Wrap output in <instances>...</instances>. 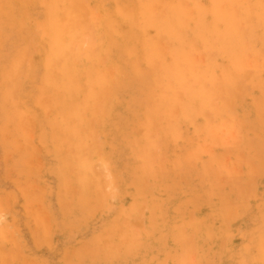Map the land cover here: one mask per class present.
I'll return each mask as SVG.
<instances>
[{
    "label": "rangeland",
    "instance_id": "obj_1",
    "mask_svg": "<svg viewBox=\"0 0 264 264\" xmlns=\"http://www.w3.org/2000/svg\"><path fill=\"white\" fill-rule=\"evenodd\" d=\"M22 1L0 0V8L5 4L0 9V37H3L0 38V43L3 41L0 45V83L7 77L12 79L0 84V104H5H1L3 108L0 106V124L3 125L0 126L4 132L0 133V264H264V222L261 223L264 221V0ZM129 24H132L131 28ZM140 52L144 54L143 58ZM130 54L134 55L131 57ZM10 66L13 71L8 72ZM45 74L50 75V79ZM71 74L77 76L75 81ZM64 76L70 81L64 80ZM79 84L83 86L79 88ZM37 103H41L40 106ZM5 107L11 110L8 108L6 113ZM34 111L37 118L34 116L33 119ZM127 130H131L130 134ZM92 164L99 165V170ZM198 191L200 195H197ZM88 199L90 203H87ZM257 223L260 224L258 228ZM50 232H53L52 236ZM37 237L38 241L35 240Z\"/></svg>",
    "mask_w": 264,
    "mask_h": 264
},
{
    "label": "bare ground",
    "instance_id": "obj_2",
    "mask_svg": "<svg viewBox=\"0 0 264 264\" xmlns=\"http://www.w3.org/2000/svg\"><path fill=\"white\" fill-rule=\"evenodd\" d=\"M7 1H8V0H7ZM24 1H25V0H24ZM24 1H22V2H24ZM31 1H32V0H31ZM37 1H38V0H37ZM37 1H36V2H37ZM107 1H108V0H107ZM118 1H119V0H118ZM126 1H127V0H126ZM129 1H130V0H128L127 2L129 3ZM1 2H2V1H1ZM15 2H16V1H15ZM20 2H21V1H20ZM25 2H26V1H25ZM40 2H41V0H40ZM99 2H100V1H99ZM133 2H134V1H133ZM133 2L130 1V3H133ZM137 2H138V1H137ZM137 2H134V3H137ZM5 3H6V2H5ZM32 3H34V2L32 1ZM58 3H59V1H58ZM93 3H94V2H93ZM116 3H117V2H116ZM138 3H139V2H138ZM1 4L3 5L4 3H1ZM9 4H10V2H9ZM12 4H13V3H12ZM12 4H11V5H12ZM99 4H101V2H100ZM120 4H121V3H120ZM124 4H125V2H124ZM152 4H153V3H152ZM2 5H1V6H2ZM13 5H15V4H13ZM24 5H25V4H24ZM48 5H49V4H48ZM92 5H93V4H92ZM104 5H105V4H104ZM116 5H118V4H116ZM4 6H5V4H4ZM4 6H2V7H4ZM18 6H19V4H18ZM26 6H27V5H26ZM60 6H61V5H60ZM98 6H99V5H98ZM100 6H101V5H100ZM122 6L124 7L125 5H122ZM133 6H134V5H133ZM135 6H136V4H135ZM2 7H1V8H2ZM16 7H17V6H16ZM35 7H38V6H35ZM41 7H42V6H41ZM48 7H49V6H48ZM106 7H107V6H106ZM108 7H109V6H108ZM120 7H121V5H120ZM123 7H122V9H123ZM141 7H142V6H141ZM208 7H209V6H208ZM1 8H0V9H1ZM24 8H25V7H24ZM29 8H34V7H29ZM45 8H46V7H45ZM130 8H131V6H130ZM11 9H12V8H11ZM14 9H15V8H14ZM84 9H85V8H84ZM102 9L104 10L103 7H102ZM143 9H144V8H143ZM8 10H9V9H8ZM26 10H27V7H26ZM26 10H25V11H26ZM48 10H49V9H48ZM73 10H74V9H73ZM136 10H137V8H136ZM136 10H135V11H136ZM146 10H147V9H146ZM187 10H188V9H187ZM208 10L210 11V9H208ZM12 11H13V10H12ZM12 11H11V13H12ZM22 11H23V8H22ZM27 11H28V10H27ZM58 11H59V10H58ZM105 11H107V9H106ZM128 11H129V9H128ZM135 11H134V13H135ZM137 11H138V10H137ZM147 11H148V10H147ZM195 11H196V10H195ZM19 12H20V11H19ZM52 12H55V10L52 11ZM62 12H63V11H62ZM107 12H108V11H107ZM125 12H126V11H125ZM24 13H25V12H24ZM105 13H106V12H105ZM117 13H118V10H117ZM129 13H130V11H129ZM134 13H132V14H134ZM148 13H149V11H148ZM0 14H1V12H0ZM15 14H16V13H15ZM25 14H26V13H25ZM50 14H51V13H50ZM55 14H56V13H55ZM94 14H95V13H94ZM107 14H108V13H107ZM107 14H106V15H107ZM118 14H119V13H118ZM126 14H127V13H126ZM126 14H125V15H126ZM130 14H131V13H130ZM135 14H136V13H135ZM6 15H7V13H6ZM9 15H10V14H9ZM27 15H28V13H27ZM29 15H30V14H29ZM29 15H28V17H29ZM31 15H32V14H31ZM52 15H53V14H51V17H52ZM106 15H105V16H106ZM119 15H120V14H119ZM7 16H8V15H7ZM7 16H6V17H7ZM12 16H13V15H12ZM12 16H11V17H12ZM16 16H17V15H16ZM21 16H22V15H21ZM23 16H24V15H23ZM53 16H54V15H53ZM70 16H71V15H70ZM73 16H74V15H73ZM85 16H86V15H85ZM98 16H99V15H98ZM116 16H117V15H116ZM140 16H141V14H140ZM13 17H14V16H13ZM47 17H48V16H47ZM76 17H77V16H76ZM121 17H122V15H121ZM125 17H126V16H125ZM128 17H129V15H128ZM194 17H195V16H194ZM19 18L23 19L22 17H19ZM24 18H26V16H24ZM29 18H30V17H29ZM31 18H32V17H31ZM77 18H78V17H77ZM115 18H116V17H115ZM123 18H124V17H123ZM131 18H132V17H131ZM211 18H212V17H211ZM8 19H9V18H8ZM17 19H18V18H17ZM48 19H49V17H48ZM101 19H102V17H101ZM111 19H112V21L114 20L113 18H111ZM133 19H134V18H133ZM27 20H28V19H27ZM36 20H37V19H36ZM42 20H43V19H42ZM44 20H45V19H44ZM64 20H65V19H64ZM102 20H103V19H102ZM107 20H108V19H107ZM117 20H119V19H117ZM129 20H130V19H129ZM138 20H139V19H138ZM138 20H136V21H138ZM209 20H210V19H209ZM22 21H24V20H22ZM29 21H30V20H29ZM38 21H39V20H38ZM46 21H47V20H46ZM51 21H53V20L51 19ZM62 21H63V20H62ZM119 21H120V20H119ZM121 21H122V20H121ZM136 21H135V24H136ZM205 21H206V20H205ZM6 22H8V20H7ZM24 22H25V21H24ZM39 22H40V21H39ZM105 22H106V21H105ZM110 22H111V20H110ZM115 22H116V21H114L113 23H115ZM117 22H118V21H117ZM123 22H124V21H123ZM18 23H19V22H18ZM32 23H34V22H32ZM36 23H37V22H36ZM97 23H98V22H97ZM100 23H101V22H100ZM106 23H107V22H106ZM113 23H112V24H113ZM127 23H128V22H127ZM142 23H143V22H142ZM192 23H193V22H192ZM211 23H212V22H211ZM14 24H15V23H14ZM14 24H13V26H15ZM25 24H26V23H25ZM42 24H43V23H42ZM45 24H46V23H45ZM112 24H111V26H112ZM118 24H119V22H118ZM122 24H123V23H122ZM124 24H126V23H124ZM135 24H134V26H135ZM213 24H214V23H213ZM0 25H1V24H0ZM5 25H7V23H6ZM18 25H20V24H18ZM30 25H31V24H30ZM30 25H29V26H30ZM34 25H35V24H34ZM48 25H49V23H48ZM48 25H47V26H48ZM107 25H109V24L107 23ZM131 25H132V24H131ZM131 25L129 24L130 28H131ZM205 25H206V24H205ZM26 26H27V25H25V27H26ZM94 26H95V25H94ZM97 26H98V25H97ZM136 26H137V25H136ZM30 27H31V26H30ZM51 27H54L53 24H51ZM56 27H58V26H56ZM69 27H70V26H69ZM90 27H91V26H90ZM104 27H105V26H104ZM112 27H113V26H112ZM112 27H110V28H112ZM114 27H115V26H114ZM117 27H118V25H117ZM137 27H138V26H137ZM155 27H156V26H154V28H155ZM158 27H159V25H158ZM2 28H3V27H2ZM4 28H5V27H4ZM20 28H21V27H20ZM37 28H39V27H37ZM46 28H47V27H46ZM110 28H109V29H110ZM127 28H128V27H127ZM135 28H136V27H135ZM150 28H151V26H150ZM154 28H153V29H154ZM199 28H200V27H199ZM0 29H1V28H0ZM27 29H28V28H27ZM48 29L50 30V28H48ZM102 29H103V27H102ZM105 29H107V28H105ZM113 29H114V28H113ZM113 29H111V31H112ZM124 29H125V28H124ZM141 29H142V31H143V28H141ZM1 30H2V29H1ZM30 30H31V29H30ZM45 30H46V29H45ZM49 30H48V32H49ZM79 30H80V29H79ZM99 30H100V29H99ZM122 30H123V29H122ZM130 30H131V29H130ZM133 30H134V29H133ZM137 30H138V29H136V31H137ZM209 30H210V29H209ZM25 31H26V30H25ZM28 31H29V30H28ZM46 31H47V30H46ZM53 31H54V30H53ZM111 31H110V32H111ZM116 31H117V30H116ZM120 31H121V29H120ZM123 31H124V30H123ZM123 31H122V32H123ZM136 31H135V32H136ZM140 31H141V30H140ZM197 31H198V29H197ZM0 32H1V31H0ZM32 32H33V31H32ZM38 32H39V29H38ZM40 32H41V31H40ZM40 32H39V33H40ZM66 32H67V31H66ZM101 32H102V30H101ZM103 32H104V30H103ZM110 32H109V34H110ZM114 32H115V31H114ZM125 32H127V29L125 30ZM131 32H132V30H131ZM153 32H154V31H153ZM188 32H189V31H188ZM192 32H193V31H191V33H192ZM34 33H35V32H34ZM53 33H54V32H53ZM63 33H64V32H63ZM85 33H86V32H85ZM111 33H113V32H111ZM143 33H146V32H143ZM151 33H152V32H151ZM161 33H163V32H161ZM193 33H194V32H193ZM193 33H192V34H193ZM208 33H209V32H208ZM29 34L31 35V33H29ZM47 34H48V33H47ZM105 34H106V33H105ZM113 34H114V33H113ZM117 34H118V33H117ZM135 34H136V33H135ZM146 34H147V33H146ZM148 34H150V33H148ZM0 35H1V33H0ZM39 35H40V34H39ZM45 35H46V34H45ZM53 35H55V34H53ZM64 35H65V34H64ZM121 35H122V34H121ZM121 35H120V36H121ZM131 35H132V34H131ZM144 35H145V34H144ZM209 35H210V34H209ZM28 36H29V35H28ZM105 36H106V35H105ZM112 36H113V35H112ZM114 36H115V35H114ZM117 36H118V35H117ZM122 36H123V35H122ZM133 36H134V35H133ZM136 36H137V34H136ZM146 36H147V35H146ZM191 36H192V35H191ZM26 37H27V36H26ZM66 37H67V36H66ZM81 37H82V36H81ZM108 37H109V36H108ZM110 37H111V36H110ZM115 37H116V36H115ZM123 37H124V36H123ZM188 37H189V36H188ZM210 37H211V36H210ZM214 37H215V36H214ZM0 38H1V37H0ZM2 38H3V37H2ZM2 38H1V39H2ZM29 38H31L30 40H32V37L29 36L28 39H29ZM33 38H34V36H33ZM89 38H90V37H89ZM104 38H105V37H104ZM106 38H107V37H106ZM106 38H105V39H106ZM111 38H112V37H111ZM111 38H110V39H111ZM126 38H127V37H126ZM129 38H130V36H129ZM132 38H133V37H131V39H132ZM56 39H57V38H56ZM61 39H62V38H61ZM107 39H108V38H107ZM107 39H106V41H107ZM117 39H118V38H117ZM133 39H134V38H133ZM133 39H132V40H133ZM137 39H139V37H138ZM212 39H213V38H212ZM38 40H39V39H38ZM53 40H54V39H53ZM57 40H58V39H57ZM73 40H74V39H73ZM102 40H103V39H102ZM127 40H129V39L127 38ZM127 40H126V41H127ZM142 40H143V38H142ZM188 40H189V39H188ZM200 40H201V39H200ZM28 41H29V40H28ZM54 41H55V40H54ZM118 41H119V40H118ZM138 41H139V40H138ZM138 41H136V42H138ZM172 41H173V40H172ZM175 41H176V40H175ZM186 41H187V40H186ZM186 41H185V42H186ZM2 42H3V41H2ZM2 42H1V43H2ZM87 42H88V41H87ZM91 42H92V41H91ZM108 42H109V40H108ZM114 42H115V41H114ZM123 42H125V41H123ZM139 42H142V41H139ZM173 42H174V41H173ZM183 42H184V41H183ZM1 43H0V45H1ZM33 43H34V42H33ZM52 43H53V42H52ZM76 43H77V42H76ZM76 43H75V46H76ZM85 43H86V42H85ZM93 43H94V42H93ZM109 43H110V42H109ZM109 43H108V44H109ZM121 43H122V41H121ZM131 43H132V42H131ZM142 43H143V42H142ZM142 43H141V44H142ZM179 43L182 44V42H179ZM197 43H198V42H197ZM26 44L28 45V43H26ZM26 44L24 45V47L26 46ZM29 44H30V42H29ZM36 44H38V43H36ZM36 44H35V45H36ZM128 44H129V43H128ZM128 44H126V45H127V48H128V46H129ZM137 44H138V43H137ZM143 44H144V43H143ZM170 44L172 45V43H170ZM30 45H31V44H30ZM35 45H33V47H34ZM55 45H56V44H55ZM58 45H59V44H58ZM69 45H70V44H69ZM77 45H78V44H77ZM102 45H103V44H102ZM186 45H187V44H186ZM62 46H63V45H62ZM110 46H112V44H111ZM120 46H121V45H120ZM187 46H188V45H187ZM187 46H186V47H187ZM2 47H3V46H2ZM30 47H31V46H30ZM63 47H64V46H63ZM65 47H66V45H65ZM102 47H103V46H102ZM112 47H113V46H112ZM125 47H126V46H125ZM130 47H131V46H130ZM138 47H139V46H138ZM164 47H165V46H164ZM180 47H181V46H180ZM26 48H28V46H27ZM56 48H57V47H56ZM58 48H59V46H58ZM70 48H71V47H70ZM104 48H105V46H104ZM104 48H103V50H104ZM139 48H140V47H139ZM139 48H138V50H139ZM145 48H146V47H145ZM187 48H188V47H187ZM54 49H55V48H54ZM54 49H53V50H54ZM64 49H65V48H64ZM101 49H102V48H101ZM119 49H120V48H119ZM119 49H117V50L119 51ZM141 49H142V48H141ZM170 49H171V48H170ZM28 50H30V49H28ZM31 50H32V49H31ZM94 50H95V49H94ZM127 50H128V49H127ZM134 50H135V49H134ZM143 50H144V49H143ZM23 51H24V50H23ZM26 51H27V50H26ZM32 51H33V50H32ZM55 51H56V50H55ZM101 51H102V50H101ZM141 51H142V50H141ZM181 51H182V49H181ZM228 51H229V50H228ZM33 52H36V51H33ZM60 52H61V51H59L58 53H60ZM109 52H110V51H109ZM126 52H127V51H126ZM136 52H137V51H136ZM136 52H135V53H136ZM138 52H139V51H138ZM19 53H20V52H19ZM22 53H24V52H22ZM26 53H27V52H26ZM28 53H31V51L28 52ZM46 53H47V52H46ZM54 53L57 54V52H54ZM54 53H53V54H54ZM115 53H116V52H115ZM140 53H141V56H142L143 53H142V52H140ZM179 53H180V52H179ZM212 53H213V52H212ZM32 54H33V53H32ZM70 54H71V53H70ZM110 54H111V53H110ZM116 54H117V53H116ZM136 54L138 55V53H136ZM146 54H147V53H146ZM196 54H197V53H196ZM18 55H19V54H18ZM50 55H51V53H50ZM98 55H99V54H98ZM103 55H104V54H103ZM125 55H126V54H125ZM127 55H128V54H127ZM130 55H131V54H130ZM133 55H134V54H133ZM133 55H131V57H132ZM143 55H144V54H143ZM225 55H226V54H225ZM228 55H230V54H228ZM59 56H60V55H59ZM59 56H57V57H59ZM71 56H72V55H71ZM83 56H84V55H83ZM94 56H95V54H94ZM141 56L139 55V57H141ZM169 56H170V55H169ZM195 56H196V55H195ZM30 57H32V56H30ZM34 57H35V56H34ZM34 57H32V59H33ZM54 57H55V56H54ZM117 57H118V56H117ZM181 57H182V56H181ZM228 57H229V56H228ZM15 58H16V57H15ZM15 58H14V59H15ZM35 58H36V57H35ZM59 58H60V57H59ZM110 58H111V57H110ZM112 58H113V57H112ZM125 58L128 60L127 57H125ZM135 58H136V57H135ZM135 58H134V59H135ZM142 58H143V56H142ZM144 58H145V56H144ZM196 58H197V57H196ZM229 58H230V57H229ZM14 59H13V60H14ZM46 59H48V58H46ZM52 59H53V58H52ZM71 59H72V58H71ZM106 59H107V58H106ZM134 59H133V60H134ZM140 59H141V58H140ZM169 59H170V58H169ZM24 60H25V58H24ZM24 60H23V61H24ZM27 60H28V59H27ZM27 60H26V61H27ZM30 60H31V58H30ZM95 60L97 61V59H95ZM111 60H112V59H111ZM111 60H110V61H111ZM118 60H119V59H118ZM121 60H122V59H121ZM121 60H120V61H121ZM131 60H132V59H131ZM197 60H198V59H197ZM0 61H1V60H0ZM73 61H74V59H73ZM83 61H84V60H83ZM88 61H89V60H88ZM90 61H91V60H90ZM93 61H94V60H93ZM93 61H91V62H93ZM104 61H105V60H104ZM108 61H109V60H108ZM142 61H143V60H142ZM145 61H146V60H145ZM3 62H4V61H3ZM11 62H12V61H11ZM28 62H29V60H28ZM63 62H64V61H63ZM66 62H67V60H66ZM74 62H75V61H74ZM85 62H86V59H85ZM85 62H84V63H85ZM117 62H118V61H117ZM125 62H127V61H125ZM146 62H147V61H146ZM179 62H180V61H178V63L174 62L173 65L175 66V63H176V64H179ZM23 63H24L23 65H25L26 62H23ZM29 63H31V62H29ZM29 63H28V64H29ZM82 63H83V62H82ZM113 63H114V62H113ZM138 63H139V59H138ZM40 64H41V63H40ZM45 64L47 65V63H45ZM51 64H52V63H51ZM67 64H68V63H67ZM74 64H75V63H74ZM120 64H121V63H120ZM125 64H126V63H125ZM135 64H136V63H135ZM155 64H157V63H155ZM182 64H183V63H182ZM230 64H231V63H230ZM230 64H229V65H230ZM48 65H49V64H48ZM86 65H87V64H86ZM95 65H96V64H95ZM115 65L117 66L116 62H115ZM132 65H133V64H132ZM191 65H192V64L190 63V66H191ZM11 66H12V63H11ZM11 66H10V69H8V72H9L11 69H12V71H13V68H11ZM25 66H26V65H25ZM30 66H31V64H30ZM30 66H29V67H30ZM32 66H33V65H32ZM59 66H60V65H59ZM64 66H65V65H64ZM79 66H80V65H79ZM82 66H83V65H82ZM87 66H88V65H87ZM93 66H94V65H93ZM139 66H140V65H139ZM152 66H153V65H152ZM174 66H173V67H174ZM186 66H187V65H186ZM62 67H63V65H62ZM109 67H110V66H109ZM109 67H108V68H109ZM124 67H125V66H124ZM141 67H142V66H141ZM144 67H145V66H144ZM149 67L151 68L150 65H149ZM154 67H155V65H154ZM168 67H169V66H168ZM171 67H172V66H171ZM171 67H170V68H171ZM18 68H19V66H18ZM20 68H21V67H20ZM22 68H23V67H22ZM25 68H26V67H25ZM25 68H24V69H25ZM65 68H66V67H65ZM85 68H86V66H85ZM120 68H122V67L120 66ZM130 68H131V67H130ZM135 68H137V66H135ZM147 68H148V67H147ZM150 68H149V69H150ZM160 68H161V67H160ZM163 68H164V67H163ZM170 68H169V69H170ZM178 68H179V66H178ZM221 68H223V67H221ZM227 68H228V64H227ZM45 69H46V67H45ZM63 69H64V67H63ZM174 69H175V68H174ZM174 69H173V70H174ZM27 70H30V71H31L32 69H27ZM69 70H70V69H69ZM82 70H83V69H82ZM120 70H121V69H120ZM120 70H119V71H120ZM163 70H165V68H164ZM166 70H167V67H166ZM175 70H176V69H175ZM219 70H220V69H219ZM233 70H234V69H233ZM25 71H26V70H25ZM25 71H24V73H26ZM46 71H47V70H46ZM58 71H59V70H58ZM80 71H81V70H80ZM109 71H110V70H109ZM111 71H113V70H111ZM152 71H153V70H152ZM167 71H168V70H167ZM169 71H170V74H171V71H172V70H169ZM208 71H209V70H208ZM20 72H21V71H20ZM53 72H54V71H53ZM125 72H126V71H125ZM132 72H133V71H132ZM199 72H200V71H199ZM232 72H233V71H232ZM21 73H22V72H21ZM24 73H23V74H24ZM79 73H81V72H79ZM79 73H78V74H79ZM92 73H93V72H92ZM120 73H121V71H120ZM130 73H131V72H130ZM177 73H178V72H177ZM1 74H2V73H1ZM65 74H66V73H65ZM168 74H169V73H168ZM168 74H167V75H168ZM172 74H173V73H172ZM172 74H171V75H172ZM178 74H179V73H178ZM186 74H187V72H186ZM7 75H8V74H7ZM9 75H11V72L9 73ZM15 75H16V74H15ZM28 75H29V73H28ZM45 75H46V74H45ZM51 75H52V74H51ZM80 75H81V74H80ZM135 75H136V71H135ZM156 75H157V74H156ZM156 75H155V76H156ZM159 75H160V74H159ZM159 75H158V76H159ZM161 75H162V74H161ZM164 75H165V74H164ZM171 75H170V76H171ZM179 75H180V74H179ZM3 76H5V75H3ZM3 76H2V78H3ZM18 76H20V75H18ZM41 76H42V75H41ZM46 76H47V75H46ZM48 76L50 77V75H48ZM48 76H47V78H49ZM71 76L73 77V80H74V78L77 77V76L74 77L72 74H71ZM122 76H123V75H122ZM126 76H128V75L126 74ZM142 76H144V75L142 74ZM153 76H154V75H153ZM172 76H173V75H172ZM22 77H23V76H22ZM44 77H45V76H44ZM51 77H52V76H51ZM64 77H65V76H64ZM82 77H83V76H82ZM93 77H94V75H93ZM129 77H130V75H129ZM134 77H135V76H134ZM134 77H133V78H134ZM138 77H139V75H138ZM140 77H141V76H140ZM144 77H145V76H144ZM151 77H152V76H151ZM156 77H157V76H156ZM2 78H1V79H2ZM8 78H9V77L3 79V82H2V80H1L2 83H0V84H3V85H4V80H6V79H8ZM17 78H18V77H17ZM42 78H43V77H42ZM65 78H66V79H64V80H68L67 77H65ZM79 78H80V77H79ZM131 78H132V77H131ZM133 78H132V80H134V79L136 80V78H134V79H133ZM158 78H160V77H158ZM162 78H163V77H162ZM27 79H28V78H27ZM49 79H50V78H49ZM69 79H70V78H69ZM71 79H72V78H71ZM83 79H84V77H83ZM85 79H86V78H85ZM85 79H84V80H85ZM127 79H128V78H127ZM129 79H130V78H129ZM138 79H139V78H138ZM150 79H151V78H150ZM154 79H155V77H154ZM154 79H153V80H154ZM163 79H164V78H163ZM8 80L11 81V80H12L11 77H10ZM14 80H15V79H14ZM19 80H20V78H19ZM23 80H24V79H23ZM25 80H26V79H25ZM84 80H83V81H84ZM155 80H156V79H155ZM158 80H159V79H158ZM170 80H171V79H170ZM170 80H169V81H170ZM203 80H204V79H203ZM31 81H32V78H31ZM40 81H41V80H40ZM69 81H70V80H68V82H69ZM74 81H75V80H74ZM80 81H81V80L79 79V82H80ZM83 81H82V82H83ZM136 81H137V80H136ZM167 81H168V80H167ZM171 81H172V80H171ZM5 82H6V81H5ZM25 82H26V81H25ZM28 82H29V81H28ZM45 82L47 83L46 77H45ZM49 82H51V81L49 80ZM49 82H48V84H49ZM55 82H56V81H55ZM65 82H66V81H65ZM100 82H101V81H100ZM152 82H153V81H152ZM259 82H260V81H259ZM7 83H8V82H7ZM16 83H17V82H16ZM37 83H38V82H37ZM56 83L58 84V82H56ZM153 83H155V81H154ZM153 83H152V84H153ZM260 83H261V82H260ZM14 84H15V83H14ZM14 84H13V85H14ZM23 84H24V82H23ZM50 84H51V83H50ZM68 84H69V83H68ZM71 84H72V83H71ZM132 84H133V83H132ZM140 84H141V83H140ZM152 84H151V85H152ZM257 84H258V83H257ZM257 84H256V85H257ZM5 85H8V84L5 83ZM9 85H12V84L9 83ZM30 85H31V83H30ZM55 85H56V84H55ZM72 85H73V84H72ZM130 85H131V84H130ZM1 86H2V85H1ZM17 86L20 87V85H18V84H17ZM31 86L33 87V85H31ZM40 86H42V84H41ZM52 86H53V85H52ZM59 86H60V85H59ZM79 86H80V84L78 85V87H79ZM81 86H83V85L81 84ZM81 86H80L79 88H81ZM137 86H138V85H137ZM147 86H148V85H147ZM258 86H259V85H257V87H258ZM12 87H15V86H12ZM37 87H38V86H37ZM49 87H50V86H49ZM61 87H63V86H61ZM61 87H60V88H61ZM151 87H152V86H151ZM230 87H231V86H230ZM259 87H261V85H260ZM0 88H1V87H0ZM2 88H3V87H2ZM7 88H8V87H7ZM10 88H11V87H10ZM39 88L43 89L42 87H39ZM53 88H54V87H53ZM73 88H74V87H73ZM76 88H77V87H76ZM76 88L74 89V91H75V90L77 91ZM130 88H131V87H130ZM146 88H147V87H146ZM261 88H262V87H261ZM5 89H6V88H5ZM8 89H9V88H8ZM8 89L6 90V92H8ZM34 89H35V88H34ZM34 89H33V90H34ZM44 89H45V88H44ZM86 89H87V88H86ZM101 89H102V88H101ZM136 89H138V88H136ZM257 89H258V88H257ZM10 90H11V89H10ZM14 90H15V88H14ZM14 90H12V91H14ZM17 90H18V87H17ZM36 90H37V89H36ZM57 90H60V89L58 88ZM57 90H55V91H57ZM78 90H79V89H78ZM138 90H139V89H138ZM4 91H5V90H4ZM45 91H46V90H45ZM53 91H54V90H53ZM72 91H73V90H72ZM76 91H75V92H76ZM122 91H123V90H122ZM21 92H22V91H21ZM23 92H24V91H23ZM28 92H29V90H28ZM28 92H27V93H28ZM70 92H71V90H70ZM81 92H82V91H81ZM81 92H80V93H81ZM142 92H144V91H142ZM260 92H261V91H260ZM3 93H5V92H3ZM16 93H18V92H16ZM46 93H47V91H46ZM55 93H56V92H55ZM67 93H68V92H67ZM67 93H66V94H67ZM72 93H74V92H72ZM78 93H79V92H78ZM139 93H140V92H139ZM7 94H8V93H7ZM10 94H11V93H9V96H10ZM18 94H19V93H18ZM70 94H71V93H70ZM81 94H82V93H81ZM84 94H85V93H84ZM130 94H131V93H130ZM133 94H134V93H133ZM145 94H146V93H145ZM148 94H149V92H148ZM2 95L4 96V94H2ZM2 95H1V96H2ZM79 95H80V94H79ZM79 95H77V96H79ZM263 95H264V94H263ZM5 96H7V95H5ZM13 96H14V94H13ZM41 96L43 97V94H42ZM75 96H76V95H75ZM77 96H76V97H77ZM82 96H84V95H82ZM140 96H141V95H140ZM258 96H259V95H258ZM15 97H16V96H15ZM50 97H51V96H50ZM52 97H53V96H52ZM55 97H56V95H55ZM57 97H58V96H57ZM73 97H74V95H73ZM73 97H72V98H73ZM6 98H7V97H6ZM10 98H11V97H10ZM39 98H40V95H39ZM39 98H38V99H39ZM61 98H62V97H61ZM81 98H82V97H81ZM119 98H120V97H119ZM167 98H168V97H167ZM184 98H185V97H184ZM195 98H196V97H195ZM198 98H199V97H198ZM255 98H256V97H255ZM0 99H1V97H0ZM2 99H3V98H2ZM4 99H5V97H4ZM7 99H8V98H7ZM12 99H14V98L12 97ZM38 99H37V100H38ZM40 99H41V98H40ZM48 99H50V98H48ZM54 99H55V98H54ZM122 99H124V98H122ZM126 99H127V98H126ZM133 99H134V98H133ZM136 99H138V97H137ZM139 99H142V98H139ZM187 99H188V98H187ZM199 99H200V98H199ZM199 99H198V100H199ZM17 100H18V99H17ZM22 100H23V99H22ZM68 100H69V97H68ZM79 100H80V99H79ZM2 101H3V100H1V102H2ZM14 101H15V100H14ZM38 101H39V100H38ZM38 101H36V102H38ZM50 101H51V100H50ZM54 101H55V100H54ZM57 101H58V100H57ZM61 101H62V100H61ZM61 101H59V102H61ZM106 101H107V100H106ZM124 101H125V100H124ZM134 101H135V100H134ZM39 102H40V101H39ZM48 102H49V101H48ZM51 102H53V101H51ZM51 102H50V104H51ZM65 102H67V101H65ZM65 102H64V104L66 105ZM128 102H129V101H128ZM159 102H161V101H159ZM193 102H194V101H193ZM198 102H199V101H198ZM4 103H6V102L4 101ZM44 103H45V102H44ZM53 103H54V102H53ZM56 103H57V102H56ZM103 103H104V102H103ZM125 103H126V102H125ZM141 103H142V101H141ZM254 103H255V102H254ZM1 104H2V103H1ZM1 104H0V106H1ZM15 104H16V103H15ZM15 104H14V105H15ZM40 104H41V103H40ZM40 104L37 103L38 106H40ZM45 104H46V106H47V103H45ZM77 104H78V103H77ZM80 104H81V103H80ZM259 104H260V103H259ZM2 105L4 106L5 104H2ZM10 105H11V104H10ZM16 105H17V104H16ZM18 105H19V103H18ZM18 105H17V106H18ZM42 105H43V102H42ZM51 105H53V104H51ZM59 105H61V104H59ZM67 105H68V104H67ZM191 105H193V104H191ZM250 105H251V104H250ZM7 106H8V105H7ZM19 106H20V105H19ZM127 106H128V105H127ZM141 106H142V105H141ZM141 106H140V107H141ZM199 106H200V105H199ZM253 106H254V105H253ZM1 107H2V106H1ZM41 107H43V106H41ZM48 107H49V105H48ZM63 107H64V105H63ZM68 107H69V106H68ZM81 107H82V106H81ZM114 107H115V106H114ZM156 107H157V106H156ZM194 107H195V106H194ZM249 107H250V106H249ZM259 107H260V110H261V105H260ZM2 108H3V107H2ZM2 108H1V109H2ZM8 108H9V107H8ZM8 108L5 107V109H6L5 112L7 111ZM11 108H14V107H12V105H11ZM16 108H17V107H16ZM26 108H27V107H26ZM28 108H29V106H28ZM28 108H27V109H28ZM36 108H37V107H36ZM43 108H44V107H43ZM50 108H52V107L50 106ZM55 108H57V107H56V104H55ZM65 108H66V107H65ZM115 108H116V107H115ZM136 108H137V107H136ZM9 109H10V108H9ZM14 109H15V108H14ZM22 109H23V108H22ZM24 109H25V108H24ZM29 109H30V108H29ZM29 109H28V110H29ZM111 109H112V108H111ZM247 109H248V108H247ZM251 109H252V108H251ZM2 110H3V109H2ZM10 110H11V109H10ZM16 110H17V109H16ZM36 110H37V109H36ZM38 110H39V109H38ZM41 110H42V109H41ZM45 110H46V109H45ZM48 110H49V108H48ZM53 110H54V108H53ZM53 110H51V111H53ZM57 110H58V109H57ZM57 110H56V111H57ZM62 110H63V109H62ZM65 110H66V109H65ZM67 110H68V109H67ZM69 110H70V109H69ZM243 110H244V109H243ZM245 110H246V109H245ZM253 110H254V109H253ZM13 111H14V110H13ZM22 111H23V110H22ZM29 111H30V110H29ZM71 111H72V110H71ZM88 111H89V110H88ZM156 111H157V110H156ZM193 111H194V110H193ZM193 111H192V112H193ZM254 111H255V110H254ZM16 112H17V111H16ZM25 112H27V111H25ZM34 112H35V111H34ZM44 112H45V111H44ZM47 112H48V111H47ZM118 112H119V111H118ZM135 112H136V111H135ZM138 112H139V111H138ZM142 112H143V111H142ZM186 112H187V111H186ZM243 112H244V111H243ZM249 112H250V111H249ZM6 113H7V112H6ZM9 113H11V112L8 111V114H9ZM13 113H14V112H13ZM13 113L10 114V115H13ZM53 113H54V111H53ZM56 113H57V112H56ZM89 113H90V112H89ZM123 113H124V111H123ZM156 113H157V112H156ZM188 113H189V112H188ZM247 113H248V112H247ZM16 114H17V113H16ZM28 114H30V112H28ZM34 114H36V112L33 113V115L30 114L31 117L33 116V119H34V116H35ZM59 114H60V111H59ZM63 114H64V113H63ZM66 114H67V112H66ZM100 114H101V113H100ZM139 114H141V113L139 112ZM142 114H143V113H142ZM192 114H193V113H192ZM195 114H196V113H195ZM232 114H233V113H232ZM238 114H239V113H238ZM14 115H15V114H14ZM47 115H48V114H47ZM57 115H58V114H57ZM57 115H56V116H57ZM61 115H62V113H61ZM81 115H83V114L81 113ZM103 115H104V114H103ZM242 115H243V114H242ZM254 115H255V114H254ZM4 116H5V115H4ZM8 116H9V115H8ZM8 116H7V117H8ZM48 116H49V115H48ZM65 116H66V115H65ZM111 116H112V115H111ZM244 116H245V115H244ZM247 116H248V115H247ZM35 117L37 118V116H35ZM59 117H60V116H59ZM84 117H85V116H84ZM195 117H196V116H195ZM263 117H264V116H263ZM8 118H10V116H9ZM46 118H47V117H46ZM70 118H71V117H70ZM126 118H127V117H126ZM137 118H140V117H137ZM152 118H153V116H152ZM155 118H156V117H155ZM155 118H154V119H155ZM183 118H184V117H183ZM183 118H181V119H183ZM258 118H259V117H258ZM5 119H6V118H5ZM11 119H12V117H11ZM11 119H10V121H11ZM50 119H51V118H50ZM52 119H53V118H52ZM96 119H97V118H96ZM142 119H143V118H142ZM142 119H141V120H142ZM191 119H192V118H191ZM191 119H190V120H191ZM197 119H198V118H197ZM235 119H236V118H235ZM7 120H8V119H7ZM38 120H39V119H38ZM46 120H48V119H46ZM58 120H59V119H58ZM68 120H70V119H68ZM71 120H72V119H71ZM108 120H109V119H108ZM108 120H106V122H107ZM135 120H136V119H135ZM135 120H134V121H135ZM183 120H184V119H183ZM183 120H182V121H183ZM188 120H189V119H188ZM188 120H187V121H188ZM64 121H65V120H64ZM103 121H104V120H103ZM139 121H140V120H139ZM154 121H155V120H154ZM179 121H181V120H179ZM185 121H186V120H185ZM196 121H197V120H196ZM198 121H199V120H198ZM198 121H197V122H198ZM203 121H204V120H203ZM247 121H248V120H247ZM261 121H262V120H261ZM4 122H5V121H4ZM4 122H3V123H4ZM165 122H166V121H165ZM1 123H2V122H1ZM3 123H2V124H3ZM47 123H48V122H47ZM53 123H54V122H53ZM53 123H52V124H53ZM65 123H66V122H65ZM163 123H164V122H163ZM183 123H184V122H183ZM245 123H246V122H245ZM254 123H255V122H254ZM7 124H8V123H7ZM105 124H106V123H105ZM118 124H119V123H118ZM137 124H138V123H137ZM177 124H178V123H177ZM185 124H187V123H185ZM191 124H192V123H191ZM208 124H209V123H208ZM247 124H248V123H247ZM251 124H253V123L251 122ZM258 124H259V123H258ZM0 125H1V124H0ZM48 125H49V124H48ZM84 125H85V124H84ZM90 125H91V124H90ZM101 125H102V124H101ZM152 125H153V124H152ZM155 125H156V124H155ZM221 125H222V124H221ZM254 125H255V124H254ZM1 126H3V125H1ZM1 126H0V129H1L2 131L0 130V133L3 132V129H2ZM134 126H135V125H134ZM188 126H189V125H188ZM191 126H192V125H191ZM255 126H257V125H255ZM5 127H6V126H5ZM44 127H45V126H43V128H44ZM52 127H53V126H52ZM62 127H63V126H62ZM82 127H83V126H82ZM98 127H99V126H98ZM180 127H181V126H180ZM180 127H179V128H180ZM212 127H214V126H212ZM257 127H258V126H257ZM259 127H260V126H259ZM259 127H258V128H259ZM43 128H42V129H43ZM53 128H55V127H53ZM74 128H75V127H74ZM101 128H102V127H101ZM114 128H115V127H114ZM116 128H117V127H116ZM116 128H115V129H116ZM132 128H133V127H132ZM132 128H131V129H132ZM152 128H153V127H152ZM187 128H188V127H187ZM222 128H223V127H222ZM232 128H233V127H232ZM243 128H244V127H243ZM253 128H254V127H253ZM4 129H5V128H4ZM40 129H41V127H40ZM46 129H47V128H46ZM57 129H58V128H57ZM63 129H64V128H63ZM110 129H111V128H110ZM110 129H109V130H110ZM119 129H122V128L119 127ZM182 129H183V128H182ZM190 129H191V128H190ZM211 129H212V128H211ZM214 129H215V127H214ZM220 129H221V128H220ZM224 129H225V128H224ZM51 130H52V129H51ZM88 130H89V129H88ZM96 130H97V129H96ZM99 130H100V129H99ZM161 130H162V129H161ZM222 130H223V129H222ZM226 130H228V129L226 128ZM229 130H230V129H229ZM243 130H244V129H243ZM59 131H60V129H59ZM66 131H68V129H67ZM73 131H74V130H73ZM89 131H90V130H89ZM101 131H102V130H101ZM117 131H118V130H117ZM127 131H129L128 134H130V131H131V130H127ZM136 131H137V130H136ZM183 131H184V130H183ZM208 131H209V130H208ZM7 132H8V131H7ZM99 132H100V131H99ZM167 132H168V131H167ZM187 132H189V131H187ZM205 132H206V130H205ZM210 132H211V130H210ZM3 133H4V132H3ZM64 133H65V132H64ZM71 133H72V130H71ZM93 133H94V132H93ZM108 133H110V132H108ZM118 133H119V132H118ZM137 133H138V132H137ZM184 133H185V131H184ZM184 133H183V135H184ZM195 133H196V132H195ZM43 134H45V133H43ZM60 134H61V131H60ZM60 134H57V135H60ZM209 134H210V133H209ZM209 134H208V135H209ZM251 134H252V133H251ZM46 135H47V134H46ZM131 135H132V134H131ZM187 135H188V137H190L189 134H187ZM192 135H193V134H192ZM252 135H253V134H252ZM72 136H73V135H72ZM83 136H85V135H83ZM125 136H127V135H125ZM129 136H130V135H129ZM201 136H202V135H201ZM262 136H263V134H262ZM2 137H3V136H2ZM51 137H52V135H51ZM61 137H62V136H61ZM79 137H80V136H79ZM79 137H77V138H79ZM94 137H95V136H94ZM175 137H176V136H175ZM203 137H205V136H203ZM263 137H264V136H263ZM0 138H1V135H0ZM4 138H5V137H4ZM7 138H8V135H7ZM7 138H5L6 141H7ZM58 138H59V137H58ZM86 138H87V137H86ZM129 138H130V137H129ZM185 138H186V135H185ZM192 138H193V137H192ZM206 138H208V137H206ZM64 139H65V138H64ZM79 139H80V138H79ZM82 139H83V138H82ZM160 139H161V138H160ZM179 139H180V138H179ZM51 140H52V139H51ZM54 140H55V139H54ZM59 140H60V139H59ZM62 140H63V139H62ZM75 140H77V139H75ZM123 140H124V139H123ZM126 140H127V138L125 139V141H126ZM185 140H187V139H185ZM195 140H197V139H195ZM254 140H255V139H254ZM6 141H5V142H6ZM45 141H47V140H45ZM45 141H44V142H45ZM52 141H53V140H52ZM55 141H56V140H55ZM64 141H65V140H64ZM140 141H141V140H140ZM180 141H181V139H180ZM201 141H202V140H201ZM247 141H248V140H247ZM256 141H257V140H256ZM57 142H59V141L57 140ZM141 142H143V141H141ZM166 142H167V140H166ZM195 142H196V141H195ZM0 143H1V140H0ZM7 143H8V142H7ZM47 143H48V142H47ZM124 143H125V142H124ZM171 143H172V142H171ZM177 143H178V142H177ZM179 143H180V142H179ZM186 143H187V142H186ZM1 144H2V143H1ZM9 144H11V143H8V145H9ZM97 144H98V143H97ZM165 144H167V143H165ZM191 144H192V143L190 142V145H191ZM194 144H195V143H194ZM3 145H4V144H3ZM6 145H7V144H6ZM11 145H12V144H11ZM143 145H144V144H143ZM167 145H168V144H167ZM167 145H165V146H167ZM96 146H97V145H96ZM110 146H111V145H110ZM176 146H177V145H176ZM184 146H185V144H184ZM4 147H6V146L4 145ZM7 147H8V146H7ZM10 147H11V146H10ZM115 147H116V146H115ZM167 147L170 148L169 146H167ZM188 147H189V145H188ZM190 147H192V146H190ZM241 147H242V146H241ZM54 148H57V147L55 146ZM64 148H65V147H64ZM75 148H76V147H75ZM94 148H95V147H94ZM113 148H114V147H113ZM116 148H117V147H116ZM184 148H185V147H184ZM186 148H187V147H186ZM5 149H6V148H4L3 150H5ZM8 149H10V148H8ZM58 149H60V148H58ZM58 149H57V150H58ZM72 149H73V147H72ZM82 149H83V148H82ZM91 149H92V148H91ZM117 149H118V148H117ZM126 149H128V147H127ZM165 149H166V148H165ZM204 149H205V148H204ZM207 149H208V148H207ZM63 150H64V149H63ZM176 150H177V149H176ZM69 151H70V150H69ZM73 151H74V150H73ZM128 151H129V149H128ZM64 152H65V151H64ZM47 153H48V152H47ZM56 153H57V151H56ZM61 153H62V152H61ZM71 153H72V152H71ZM160 153H161V152H160ZM173 153H174V152H173ZM177 153H178V152H177ZM194 153H195V152H194ZM125 154H126V153H125ZM130 154H131V153H130ZM168 154H169V153H168ZM181 154H182V152H181ZM184 154H185V153H184ZM207 154H208V152H207ZM98 155H99V154H98ZM104 155H105V154H104ZM104 155H103L102 157H104ZM126 155H127V154H126ZM135 155H136V154H135ZM157 155H158V154H157ZM178 155H179V154H178ZM178 155H177V156H178ZM52 156H54V155H52ZM52 156H51V157H52ZM57 156H58V155H57ZM57 156H55V157L58 158ZM107 156H108V155H107ZM131 156H132V155H131ZM181 156H184V155H181ZM181 156H180V157H181ZM93 157H94V156H93ZM108 157H109V156H108ZM110 157H111V156H110ZM175 157H176V156H175ZM18 158H21V156L18 157ZM56 158H55V159H56ZM98 158H99V157H98ZM98 158H97V159H98ZM105 158H106V157H105ZM105 158H104V159H105ZM127 158H128V157H127ZM133 158H134V157H133ZM154 158H155V157H154ZM171 158H172V155H171ZM173 158H174V157H173ZM16 159H17V158H16ZM74 159H75V158H74ZM99 159H100V158H99ZM99 159H98V160H99ZM125 159H126V158H125ZM134 159H135V158H134ZM148 159H149V158H148ZM18 160H19V159H18ZM22 160H23V157H22ZM22 160H21V161H22ZM63 160H64V158H63ZM101 160H102V158H101ZM132 160H133V159H132ZM167 160H168V159H167ZM169 160H170V157H169ZM54 161H55V160H54ZM57 161H58V160H57ZM57 161H56V162H57ZM70 161H71V160H70ZM96 161H97V160H96ZM171 161H172V160H171ZM182 161H183V160H182ZM224 161H225V159H224ZM17 162H18V161H17ZM19 162H20V161H19ZM86 162H87V161H86ZM88 162H89V161H88ZM88 162H87V163H88ZM104 162H105V161H104ZM131 162H132V161H131ZM134 162H135V161H134ZM158 162H159V161H158ZM226 162H227V161H226ZM254 162H255V160H254ZM20 163H21V162H20ZM20 163H19V164H20ZM23 163H24V161H23ZM23 163H21V164H23ZM63 163H64V162H63ZM92 163H93V162H92ZM127 163H128V162H127ZM127 163H126V165H127ZM189 163H191V162L189 161ZM14 164H15V166H18V164H16V163H14ZM81 164H82V163H81ZM137 164H138V162H137ZM167 164H168V162H167ZM171 164H172V162H171ZM199 164H200V163H199ZM24 165H25V164H24ZM65 165H67V164H65ZM68 165H69V164H68ZM85 165H86V163H85ZM92 165H93V166H97V167H96V168H97L96 170H99V168H98L99 165H94V164H92ZM92 165H91V166H92ZM102 165H103V164H102ZM130 165H131V164H130ZM74 166H75V164H74ZM113 166H114V164H113ZM122 166H123V165H122ZM21 167H22V166H21ZM69 167H70V166H69ZM123 167H124V166H123ZM137 167H138V166H137ZM144 167H145V166H144ZM160 167H161V166H160ZM171 167H172V166H171ZM66 168H67V167H66ZM75 168H76V167H75ZM94 168H95V167H94ZM103 168H104V167H103ZM127 168H128V167H127ZM127 168H126V169H127ZM139 168H140V167H139ZM145 168H146V167H145ZM57 169H58V168H57ZM61 169H62V168H61ZM101 169H102V168H100V170H101ZM120 169H121V168H120ZM124 169H125V168H124ZM124 169H123V170H124ZM128 169H129V168H128ZM147 169H148V168H147ZM48 170H49V169H48ZM50 170H51L50 173H52V169H50ZM53 170H54V169H53ZM62 170H63V169H62ZM79 170H80V169H79ZM82 170H84V169H82ZM88 170H89V169H88ZM106 170H107V169H106ZM190 170H191V169H190ZM54 171H55V170H54ZM63 171H64V170H63ZM71 171H72V170H71ZM71 171H70V172H71ZM101 171H103V169H102ZM120 171H122V170H120ZM147 171H148V170H147ZM173 171H174V168H173ZM173 171H172V172H173ZM206 171H207V170H206ZM66 172L68 173V170H67ZM80 172H81V171H80ZM92 172H93V171H92ZM96 172H97V171H96ZM135 172H136V171H135ZM141 172H142V171H141ZM149 172H150V171H149ZM161 172H162V171H160V173H161ZM53 173H54V172H53ZM97 173H98V172H97ZM117 173H118V172H117ZM129 173H130V172H129ZM197 173H198V172H197ZM20 174H22V173H20ZM61 174H62V173H61ZM76 174H77V173H76ZM102 174H103V172H102ZM102 174H101V175H102ZM140 174H142V173H140ZM77 175H79V174H77ZM104 175H105V174H104ZM155 175H156V173H155ZM183 175H184V174H183ZM59 176H60V175H59ZM62 176H63V175H62ZM102 176H103V175H102ZM109 176H110V175H109ZM116 176H118V175H116ZM178 176H179V174H178ZM96 177H97V176H96ZM174 177H175V176H174ZM80 178H81V177H80ZM80 178H79V179H80ZM89 178H90V176H89ZM89 178H88V179H89ZM122 178H123V177H122ZM141 178H142V177H141ZM146 178H147V177H146ZM146 178H145V179H146ZM221 178H222V177H221ZM60 179H61V178H60ZM95 179H96V178H95ZM120 179H121V178H120ZM214 179H215V178H214ZM62 180H63V179H62ZM81 180H82V179H81ZM97 180H99V179H97ZM102 180H103V179H102ZM102 180H101V181H102ZM105 180H106V179H105ZM121 180H122V179H121ZM121 180H120V181H121ZM178 180H179V179H178ZM185 180H186V179H185ZM86 181H87V180H86ZM91 181H92V180H91ZM95 181H96V180H95ZM111 181H112V180H111ZM160 181H161V179H160ZM218 181H219V180H218ZM61 182H62V181H61ZM74 182H76V181H74ZM74 182H73V183H74ZM165 182H166V181H165ZM224 182H225V181H224ZM227 182H228V180H227ZM119 183H120V182H119ZM148 183H149V182H148ZM186 183H187V182H186ZM194 183H195V182H194ZM197 183H198V182H197ZM207 183H208V182H207ZM16 184H17V183H16ZM16 184H15V185H16ZM162 184H163V183H162ZM230 184H231V183H230ZM79 185H81V183H80ZM85 185H86V184H85ZM163 185H164V184H163ZM165 185H166V184H165ZM202 185H205V184L202 183ZM221 185H222V184H221ZM244 185H245V184H244ZM247 185H250V183L247 184ZM43 186H44V185H43ZM178 186H179V185H178ZM222 186H224V184H223ZM17 187H18V186H17ZM59 187H61V186H59ZM99 187H100V186H99ZM174 187H175V186H174ZM220 187H221V186H220ZM18 188H19V187H18ZM84 188H85V190H86V187H84ZM90 188H91V186H90ZM188 188H189V187H188ZM188 188H187V189H188ZM199 188H200V187H199ZM20 189L23 190V189L21 188V186H20L19 190H20ZM191 189H192V186H191ZM196 189H197V188H196ZM222 189H223V188H222ZM118 190H119V189H118ZM189 190H190V189H189ZM192 190H193V189H192ZM202 190H203V189H202ZM59 191H60V190H59ZM65 191H66V190H65ZM100 191H101V188H100ZM102 191H103V190H102ZM200 191H201V190H200ZM10 192H11V191H10ZM75 192H76V191H75ZM96 192H97V191H96ZM125 192H126V191H125ZM194 192H195V190H194ZM198 192H199V191H198ZM229 192H230V189H229ZM229 192H228V193H229ZM241 192H242V191H241ZM14 193H15V192H14ZM21 193H22V192H21ZM50 193H51V192H50ZM118 193H119V192H118ZM195 193H196V192H195ZM202 193H204V192H202ZM23 194H24V193H23ZM23 194H22V195H23ZM119 194H121V193H119ZM134 194H135V193H134ZM168 194H169V193H168ZM168 194H167V195H168ZM185 194H186V193H185ZM187 194H188V193H187ZM204 194H205V193H204ZM218 194H220V193H218ZM8 195H9V193H8ZM24 195H25V194H24ZM24 195H23V196H24ZM43 195H44V194H43ZM48 195H49V193H48ZM60 195H61V193L59 194V196H60ZM101 195H102V194H101ZM122 195H123V194H122ZM122 195H121V196H122ZM164 195H165V194H164ZM197 195H200V192H199V194H197ZM229 195H230V194H229ZM11 196L13 197V195H11ZM23 196H22V197H23ZM88 196H89V195H88ZM118 196H119V195H118ZM138 196H139V195H138ZM169 196H170V195H169ZM169 196H168V197H169ZM187 196H188V195H187ZM194 196H196V195L194 194ZM194 196H193V199H194ZM201 196H202V194H201ZM201 196H200V197H201ZM2 197H3V196H2ZM2 197H1V198H2ZM14 197H16V196H14ZM25 197H26V196H25ZM57 197H58V195H57ZM72 197H73V196H72ZM98 197H99V196H98ZM119 197H120V196H119ZM139 197H140V196H139ZM185 197H186V196H185ZM214 197H215V196H214ZM86 198H87V197H86ZM100 198H101V196H100ZM136 198H137V197H136ZM157 198H158V197H157ZM196 198H197V197H196ZM3 199H4V198H3ZM5 199H6V198H5ZM8 199H9V198H8ZM60 199H61V198H60ZM62 199H63V198H62ZM62 199H61V201H62ZM77 199H78V198H77ZM98 199H99V198H98ZM103 199H104V198H103ZM154 199H155V198H154ZM164 199H165V198H164ZM173 199H174V198H173ZM181 199H182V198H181ZM181 199H180V200H181ZM198 199H199V198H198ZM12 200H13V199H12ZM12 200H11V201H12ZM15 200H16V199H15ZM71 200H72V198H71ZM96 200H97V199H96ZM136 200H137V199H136ZM140 200H141V198H140ZM167 200H168V199H167ZM170 200H171V199H170ZM190 200H191V199H190ZM196 200H197V199H196ZM200 200H201V198H200ZM200 200H199V201H200ZM202 200H204V199L202 198ZM8 201H9V200H8ZM28 201H29V199H28ZM28 201H27V202H28ZM58 201H59V200H58ZM89 201H90V200L88 199V202H87V203H90ZM100 201L104 202L103 200H100ZM168 201H169V200H168ZM168 201H167V202H168ZM83 202L86 203L85 201H83ZM98 202H99V200H98ZM102 202H101V203H102ZM151 202H152V201H151ZM174 202H175V201H174ZM183 202H184V200H183ZM186 202H187V200H186ZM190 202H191V201H190ZM192 202H193V201H192ZM1 203H2V202H1ZM3 203H4V202H3ZM78 203H79V202H78ZM162 203H163V202H162ZM171 203H172V202H171ZM177 203L180 204L181 202H177ZM201 203H202V201H201ZM208 203H209V202H208ZM212 203H213V202H212ZM227 203L229 204V202H227ZM9 204H10V203H9ZM15 204H16V203H15ZM24 204H26V202H25ZM91 204H92V203H91ZM186 204H187V203H186ZM186 204H185V205H186ZM204 204H205V203H204ZM4 205H6V204H4ZM10 205H11V204H10ZM59 205H61V204H59ZM84 205H86V204H84ZM95 205H97V204H95ZM99 205H100V203H99ZM99 205H98V206H99ZM141 205H142V204H141ZM154 205H155V204H154ZM177 205H178V204H177ZM177 205H176V206H177ZM187 205H188V204H187ZM194 205H195V204H194ZM100 206H102V205H100ZM176 206H175V207H176ZM191 206H193L192 203H191ZM206 206H207V205H206ZM206 206H204V207H206ZM209 206H210V205H209ZM10 207H11V206H10ZM78 207H79V206H78ZM90 207H91V206H90ZM96 207H97V206H96ZM140 207H141V206H140ZM143 207H145V206H143ZM154 207H156V205H155ZM157 207H158V206H157ZM171 207H172V206H171ZM173 207H174V206H173ZM185 207H186V206H185ZM71 208H72V207H71ZM75 208H76V207H75ZM84 208H85V207H84ZM86 208H87V206H86ZM86 208H85V210H86ZM150 208H151V207H150ZM166 208H167V207H166ZM183 208H184V206H183ZM188 208H189V207H188ZM207 209H208V208H207ZM211 209H212V208H211ZM219 209H220V208H219ZM221 209H222V208H221ZM229 209H230V208H229ZM229 209H228V210H229ZM258 209H259V208H258ZM157 210H158V209H157ZM171 210H172V209H171ZM191 210H193V209H191ZM262 210H263V209H262ZM87 211H88V210H87ZM212 211H213V210H212ZM229 211H230V210H229ZM229 211H228V216L230 215V214H229V213H230ZM259 211H260V210H259ZM263 211H264V210H263ZM64 212H65V211H64ZM72 212H73V211H72ZM172 212H173V211H172ZM176 212H177V211H176ZM181 212H182V211H181ZM50 213H51V211H50ZM104 213H105V212H104ZM213 213H214V212H213ZM216 213H217V212H216ZM220 213H221V211H220ZM263 213H264V212H263ZM82 214H83V213H82ZM82 214H81V215H82ZM91 214H93V213H91ZM164 214H165V213H164ZM174 214H175V213H174ZM192 214H193V213H192ZM207 214H208V213H207ZM211 214H212V213H211ZM256 214H257V213H256ZM260 214H261V213H259V216H260ZM46 215H47V214H46ZM46 215H45V213H44V216H46ZM62 215H64V214H62ZM72 215H73V214H72ZM77 215H78V214H77ZM165 215H166V214H165ZM169 215H170V214H169ZM209 215H210V214H209ZM218 215H219V214H218ZM220 215H221V214H220ZM222 215H223V214H222ZM224 215H227V214H224ZM67 216H68V215H67ZM84 216H85V215H84ZM84 216H83V217H84ZM181 216H183V213H182ZM191 216H192V215H191ZM191 216H190V217H191ZM202 216H203V215H202ZM213 216H214V215H213ZM53 217H54V216H53ZM65 217H66V216H65ZM166 217H167V216H166ZM190 217H189V218H190ZM205 217H206V216H205ZM224 217H225V216H223V218H224ZM253 217H254V216H253ZM49 218H50V217H49ZM49 218L47 217V219H49ZM84 218H85V217H84ZM191 218H192V217H191ZM197 218H199V217H197ZM201 218H202V217H201ZM209 218H210V217H209ZM214 218H215V217H214ZM254 218H255V217H254ZM263 218H264V215H263ZM64 219H65V218H64ZM67 219H68V218H67ZM67 219H66V220H67ZM81 219H82V218H81ZM95 219H96V218H95ZM180 219H181V218H180ZM180 219H179V220H180ZM182 219H184V218H182ZM182 219H181V220H182ZM203 219H204V218H203ZM203 219H202V220H203ZM219 219H220V218H219ZM224 219H225V218H224ZM55 220H56V219H55ZM93 220H94V219H93ZM171 220H172V219H171ZM195 220H196V219H195ZM254 220H255V219H254ZM256 220H257V219H256ZM43 221H44V220H43ZM49 221H50V220H49ZM62 221H63V220H62ZM82 221H83V220H82ZM89 221H90V220H89ZM91 221H92V220H91ZM91 221H90V222H91ZM165 221H166V220H165ZM169 221H170V220H169ZM175 221H176V220H175ZM185 221H186V220H185ZM191 221H192V220H191ZM197 221H198V220H197ZM197 221H196V222H197ZM200 221H201V220H200ZM205 221H206V220H205ZM208 221H210V220H208ZM261 221H262V220H261ZM50 222H51V221H50ZM52 222H54V220H53ZM67 222H68V221H67ZM93 222L95 223V221H93ZM101 222H102V221H101ZM101 222H100L99 224H101ZM107 222H108V220H107ZM157 222H158V221H157ZM206 222H207V221H206ZM263 222H264V221H262L261 223H263ZM102 223H103V222H102ZM110 223H111V221H110ZM155 223H156V222H155ZM43 224H44V223H43ZM55 224H56V223H55ZM55 224H54V225H55ZM66 224H67V223H66ZM182 224H183V223H182ZM192 224H193V223H192ZM194 224H195V223H194ZM194 224H193V225H194ZM207 224H208V223H207ZM258 224H259V223L256 224V227H257V228H258V226H257ZM48 225H49V224H48ZM85 225H86V224L84 223V226H85ZM90 225H91V224H90ZM161 225H162V224H161ZM185 225H186V224H185ZM263 225H264V224H263ZM4 226H5V225H4ZM86 226H87V225H86ZM88 226H89V225H88ZM92 226H93V225H92ZM166 226H167V225H166ZM209 226H210V225H209ZM261 226H262V225H261ZM80 227H81V226H80ZM101 227H102V226H101ZM158 227H159V226H158ZM173 227H174V226H173ZM200 227H201V226H200ZM259 227H260V224H259ZM2 228H3V227H2ZM17 228H18V227H17ZM50 228H52V227L50 226ZM50 228H48V229L50 230ZM69 228H70V227H69ZM147 228H148V227H147ZM161 228H162V227H161ZM167 228H168V227H167ZM189 228H190V227H189ZM257 228H256V229H257ZM263 228H264V227H263ZM263 228H262V229H263ZM6 229L9 230L8 228H6ZM48 229H47V230H48ZM54 229H55V228H54ZM75 229H76V228H75ZM83 229H84V228H83ZM151 229H152V228H151ZM177 229H178V228H177ZM180 229H181V228H180ZM183 229H184V228H183ZM195 229H196V228H195ZM209 229H210V228H209ZM253 229H254V228H253ZM253 229H251V230H253ZM262 229H261V230H262ZM65 230H66V229H65ZM81 230H82V229H81ZM105 230H106V228H105ZM168 230H169V229H168ZM189 230H190V229H189ZM197 230H198V229H197ZM2 231H3V230H2ZM35 231H36V230H35ZM37 231H38V230H37ZM50 231H51V230H50ZM52 231H53V230H52ZM56 231H57V230H56ZM56 231H55V232H56ZM69 231H70V230H69ZM74 231H75V230H74ZM74 231H73V232H74ZM92 231L94 232V230H92ZM99 231H100V230H99ZM99 231H97V232H99ZM103 231H104V230H103ZM103 231H101V232H103ZM119 231H121V230L119 229ZM175 231H176V230H175ZM182 231H183V230H182ZM190 231H191V230H190ZM200 231H201V230H200ZM258 231L260 232V230H258ZM3 232L6 233L5 231H3ZM55 232H54V233H55ZM93 232H92V236L94 235ZM97 232H95V233H97ZM117 232H118V231H117ZM169 232H170V231H169ZM183 232H184V231H183ZM183 232H182V233H183ZM186 232H187V231H186ZM251 232H252V231H251ZM251 232H250V233H251ZM8 233H10V232H8ZM52 233H53V232H52ZM52 233L50 232L51 236H52ZM62 233H63V232H62ZM113 233H114V232H113ZM119 233H120V232H119ZM175 233H176V232H175ZM35 234H36V232H35ZM121 234H122V232H121ZM145 234H146V233H145ZM167 234H168V233H167ZM184 234H185V232H184ZM192 234H193V233H192ZM13 235H14V234H13ZM21 235H22V234H21ZM102 235H103V234H102ZM148 235H149V234H148ZM190 235H191V233H190ZM198 235H199V234H198ZM249 235H250V234H249ZM253 235H254V234H253ZM253 235H252V237H253ZM256 235H258V234H256ZM261 235H262V233H261ZM261 235H260V236H261ZM155 236H156V235H155ZM192 236H193V235H192ZM258 236H259V235H258ZM15 237H16V236H15ZM39 237H40V236H39ZM98 237H99V236H98ZM144 237H145V236H144ZM100 238H101V237H100ZM102 238H103V237H102ZM192 238H193V237H192ZM49 239H50V238H49ZM143 239H144V238H143ZM155 239H156V238H155ZM179 239H180V238H179ZM250 239H251V238H250ZM254 239H255V238H254ZM261 239H262V238H261ZM261 239H260V240H261ZM263 239H264V238H263ZM35 240L38 241V237H37V239H35ZM148 240H149V239H148ZM151 240H152V239H151ZM194 240H195V238H194ZM15 241H16V240H15ZM153 241H154V240H153ZM175 241H176V240H175ZM205 241H206V240H205ZM256 241H257V240H256ZM16 242H17V241H16ZM85 242H86V241H85ZM91 242H92V240H91ZM124 242H125V241H124ZM139 242H140V241H139ZM178 242H179V241H178ZM181 242H182V241H181ZM190 242H191V241H190ZM194 242H195V241H194ZM206 242H207V241H206ZM259 242H260V241H259ZM36 243H37V242H36ZM48 243H49V242H48ZM157 243H158V242H157ZM161 243H162V242H161ZM192 243H193V242H192ZM248 243H249V242H248ZM256 243H257V242H256ZM54 244H55V243H54ZM54 244H53V245H54ZM186 244H187V242H186ZM205 244H206V243H205ZM211 244H212V243H211ZM244 244H245V243H244ZM23 245H24V244H22V246H23ZM50 245H51V244H50ZM91 245H92V244H91ZM116 245H117V244H116ZM180 245H181V244H180ZM199 245H200V244H199ZM199 245H198V246H199ZM260 245H261V244H260ZM263 245H264V244H263ZM19 246H20V244H19ZM19 246H18V247H19ZM166 246H167V248H168V245H166ZM187 246H188V244H187ZM200 246H201V245H200ZM200 246H199V247H200ZM245 246H246V244H245ZM50 247H51V246H50ZM97 247H98V246H97ZM123 247H124V246H123ZM170 247H172V246H170ZM182 247H183V246H181V248H182ZM188 247H189V246H188ZM128 248H129V247H128ZM133 248H134V247H133ZM158 248H159V247H158ZM183 248H184V247H183ZM193 248H194V247H193ZM195 248H196V247H195ZM208 248H209V245H208ZM244 248H245V247H244ZM256 248H257V246H256ZM258 248H260L259 245H258ZM261 248H262V246H261ZM263 248H264V247H263ZM263 248H262V249H263ZM51 249H52V248H51ZM79 249H80V247H79ZM168 249H169V248H168ZM168 249H167V250H168ZM171 249H172V248H171ZM206 249H207V247H206ZM71 250H72V249H71ZM192 250H193V249H192ZM208 250H209V249H208ZM257 250H258V249H257ZM257 250H256V251H257ZM258 251H259V250H258ZM258 251H257V252H258ZM81 252H82V251H81ZM99 252H100V251H99ZM161 252H162V251H161ZM200 252H201V251H200ZM205 252H208V251L205 250ZM261 252H262V251H261ZM86 253H87V252H86ZM193 253H194V252H193ZM226 253H227V251H226ZM240 253H241V252H240ZM253 253H254V252H253ZM255 253H256V252H255ZM258 253H259V252H258ZM89 254H90V253H89ZM97 254H98V253H97ZM157 254H158V253H157ZM203 254H204V253H203ZM223 254H224V252L222 253V255H223ZM228 254H229V252H228ZM241 254H245V252H243V253H241ZM250 254H251V253H250ZM256 254H257V253H256ZM256 254H255V255H256ZM262 254H263V252H262ZM71 255H72V254H71ZM85 255H86V254H85ZM206 255H207V254H206ZM252 255H253V254H252ZM259 255H260V254H259ZM263 255H264V254H263ZM86 256H87V255H86ZM93 256H94V255H93ZM96 256H97V255H96ZM202 256H203V255H202ZM253 256H254V255H253ZM253 256H252V257H253ZM192 257H193V256H192ZM196 257H197V256H196ZM196 257H195V258H196ZM203 257H204V256H203ZM238 257H239V256H238ZM238 257H237V258H238ZM249 257L251 258V255H250ZM249 257H247V260L249 259ZM262 257H263V256H262ZM67 258H69V257L67 256ZM148 258H149V257H148ZM206 258H207V257H206ZM241 258H242V257L240 256V259H241ZM245 258H246V257H245ZM255 258L257 259V255H256ZM44 259H45V258H44ZM60 259H61V258H60ZM72 259H73V258H72ZM75 259H76V258H75ZM87 259H88V258H87ZM191 259L193 260V258H191ZM228 259H229V257H228ZM243 259H244V258H243ZM82 260H83V259H82ZM140 260H141V259H140ZM140 260H138V261H140ZM186 260H187V258H186ZM188 260H189V259H188ZM229 260H230V259H229ZM245 260H246V259H244V262H245ZM41 261H42V259H41ZM41 261H40V262H41ZM76 261H77V260H76ZM142 261H143V260H142ZM195 261H196V260H195ZM206 261H208V259H207ZM206 261H204V262H206ZM239 261H240V260H239ZM241 261H242V259H241ZM250 261L252 262V260H250ZM254 261H255V260H254V257H253V262H254ZM259 261H260V260H259ZM262 261H263V259H262ZM69 262H70V261H69ZM80 262H81V261H80ZM235 262H236V261H235ZM246 262H247V261H246ZM41 263H43V262H41ZM140 263H141V262H140ZM143 263H144V262H143ZM151 263H152V262H151ZM155 263H156V262H155ZM155 263H154V264H155ZM183 263H185V262H183ZM190 263H191V262H190ZM228 263H229V262H228ZM239 263H241V262H239ZM16 264H17V263H16ZM187 264H189V263H187ZM231 264H232V263H231ZM241 264H242V263H241ZM244 264H245V263H244Z\"/></svg>",
    "mask_w": 264,
    "mask_h": 264
}]
</instances>
